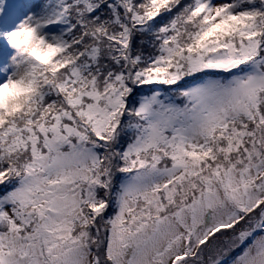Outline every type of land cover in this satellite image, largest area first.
Wrapping results in <instances>:
<instances>
[{"label":"snow or ice","instance_id":"6c2138e0","mask_svg":"<svg viewBox=\"0 0 264 264\" xmlns=\"http://www.w3.org/2000/svg\"><path fill=\"white\" fill-rule=\"evenodd\" d=\"M0 264H264V0H0Z\"/></svg>","mask_w":264,"mask_h":264}]
</instances>
